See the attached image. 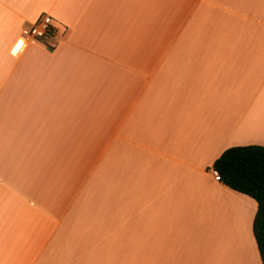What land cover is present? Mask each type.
<instances>
[{
  "label": "crops",
  "instance_id": "crops-1",
  "mask_svg": "<svg viewBox=\"0 0 264 264\" xmlns=\"http://www.w3.org/2000/svg\"><path fill=\"white\" fill-rule=\"evenodd\" d=\"M260 96L264 0H0V264H235L175 245Z\"/></svg>",
  "mask_w": 264,
  "mask_h": 264
},
{
  "label": "rangeland",
  "instance_id": "rangeland-1",
  "mask_svg": "<svg viewBox=\"0 0 264 264\" xmlns=\"http://www.w3.org/2000/svg\"><path fill=\"white\" fill-rule=\"evenodd\" d=\"M258 99L259 101L254 104V109L264 110V96H260ZM250 128L252 129L251 134L253 133L252 135L255 136L254 140L264 142V115L256 118V121L254 119ZM233 194H235L233 198L224 195L215 197L216 214L215 216L214 214L211 215L206 225L201 221L202 228H197L198 238L191 241L187 237L175 245L177 248L184 250V255L190 256L185 258L205 262V257L209 256L205 248L212 245L215 247V253L213 254L215 257L219 258L218 254L221 256L223 254L231 262L237 260L235 264H259L257 245L252 230L257 208L256 203L249 197L234 192ZM201 234L204 236H201ZM213 234H215V237L220 238L218 240L216 238V241H214L215 237L208 236ZM205 235H207V242ZM176 247L173 249L177 250ZM219 247H223V251L229 253L224 254ZM187 259L184 260L187 261ZM228 260L224 259V261Z\"/></svg>",
  "mask_w": 264,
  "mask_h": 264
},
{
  "label": "trees",
  "instance_id": "trees-1",
  "mask_svg": "<svg viewBox=\"0 0 264 264\" xmlns=\"http://www.w3.org/2000/svg\"><path fill=\"white\" fill-rule=\"evenodd\" d=\"M212 167L218 171L220 181L225 186L256 202L252 230L264 264V146L228 148L214 161Z\"/></svg>",
  "mask_w": 264,
  "mask_h": 264
},
{
  "label": "built area",
  "instance_id": "built-area-1",
  "mask_svg": "<svg viewBox=\"0 0 264 264\" xmlns=\"http://www.w3.org/2000/svg\"><path fill=\"white\" fill-rule=\"evenodd\" d=\"M55 26L51 16L43 14L29 28L22 31V38L46 43L47 39L55 35ZM211 173L216 181H220V174L215 169Z\"/></svg>",
  "mask_w": 264,
  "mask_h": 264
}]
</instances>
